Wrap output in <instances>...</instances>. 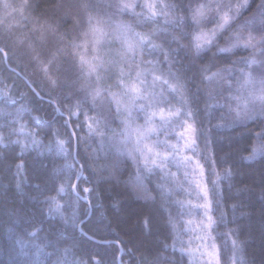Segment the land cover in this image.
Instances as JSON below:
<instances>
[{
    "label": "snow or ice",
    "instance_id": "snow-or-ice-1",
    "mask_svg": "<svg viewBox=\"0 0 264 264\" xmlns=\"http://www.w3.org/2000/svg\"><path fill=\"white\" fill-rule=\"evenodd\" d=\"M253 3L255 9L249 13ZM3 8L0 68L9 75L0 85L15 95H23L22 90L27 89L37 98L46 89L54 112H61L62 99L79 97L74 105L70 103L64 107L68 118L59 127L55 120H50L46 130L39 129L42 118L34 117L38 130L28 132L31 144L41 149L55 146L66 157H71L73 163L66 166L73 170L77 181L92 183L90 177H94L96 182L120 183V174L129 170L130 180L124 181L126 185L132 183L142 187L145 193L155 192L156 196L151 199L159 201L161 208L165 204L169 208L165 226L172 231L164 239L171 238V245L162 243L161 247L146 242L153 231V221L146 217L135 242L119 237L114 241L117 246L133 245L120 248L122 255L130 257L129 261L114 257L112 264L117 261L118 264H181L182 257L164 255L169 248L175 254L177 245L182 255H194L191 241L186 245L176 228L182 214L173 215L171 211L174 203L182 207L183 202H173L171 193L165 191L161 183L171 178L177 188H182V182L170 166L177 171L185 169L184 182L194 184L205 201L195 206L204 212L198 227L205 233L197 237L201 245L196 251L201 256H214V264H222L221 249L210 234L214 225H224L226 213L221 211L218 218L212 213L217 190L223 191L216 169L227 160H217L210 149L209 135L213 128L221 130L239 125L253 140L251 145L241 146V152L250 151V155L241 156V159L251 160L257 152L264 157V0H23L15 6L5 2ZM137 8L140 11H136ZM246 13L249 14L246 16ZM117 15H130L132 23L115 20ZM13 19H16L15 25L10 22ZM20 21L32 25L30 28L24 25L27 31L23 36L18 35ZM147 26L151 27L146 32L136 30ZM117 42L119 49L113 51L112 45ZM13 63L17 68L32 66L33 76L38 72L45 86L41 87V80L33 79L27 72H16L11 68ZM8 80L11 83H7ZM108 80L113 83L108 84ZM33 85L41 91L37 92ZM113 87L119 91H111ZM57 89L63 93L62 99L53 98ZM100 99L106 108L98 105ZM89 112L94 115L89 116ZM81 115L83 121L79 120ZM72 117L77 120L73 121ZM138 117L143 118V124L136 123ZM13 119L19 123V112ZM109 119L113 122L120 119L123 127L119 132L109 127ZM213 120L217 123L213 124ZM249 123L253 127H247ZM85 124L89 135L100 137L96 148L75 130L83 129ZM102 126L107 133L101 131ZM26 127V123L14 127L6 121L0 127V145L19 144L23 150L28 145L11 138L25 132ZM41 136L48 138V145H43ZM73 137L77 138L78 145L83 143V156L79 152L72 156L65 147L71 144ZM78 158L84 163L77 167ZM15 160L19 161L14 164L15 174L19 175L24 162L19 156ZM0 166L12 168L13 159L5 155ZM206 166L216 179L205 180ZM84 172H89V177H85ZM103 172L108 175H100ZM224 174L231 180L235 172L229 167L224 169ZM67 181L59 189L69 194L65 206L72 209L71 215L64 217V228L72 230L73 238L78 233L81 241H92L95 233L89 236L84 228L90 212L94 214L89 200L94 188L84 187V195H81L71 177ZM209 183L212 184L211 199ZM35 187L39 188V184ZM16 188H20L19 182ZM4 191L7 192L6 187ZM54 199L45 198L46 201ZM81 202L88 207L80 208ZM61 207L56 204L57 210ZM106 226L112 227L110 222ZM226 235L237 237L232 240L235 254L243 241L231 229ZM210 239L213 240L211 244L208 243ZM58 243L49 242L48 246L53 249L49 257L57 256L50 264H69L59 256ZM137 252L140 253L138 257ZM23 264L32 262L25 260ZM72 264H104V261L97 255H90L87 261H73ZM226 264H239V261L234 255Z\"/></svg>",
    "mask_w": 264,
    "mask_h": 264
},
{
    "label": "trees",
    "instance_id": "trees-1",
    "mask_svg": "<svg viewBox=\"0 0 264 264\" xmlns=\"http://www.w3.org/2000/svg\"><path fill=\"white\" fill-rule=\"evenodd\" d=\"M258 2V0H256ZM255 9V3L249 9V13ZM136 11H140L139 8ZM249 13H246L247 16ZM35 16V14H33ZM121 21L132 23L130 15H122ZM151 26L137 31H148ZM159 43V41H156ZM115 51L116 43L112 47ZM148 59V57H145ZM16 72L23 74L25 68L21 66L17 68L15 63L11 65ZM127 70V69H126ZM9 75L3 68H0V81ZM7 83H11L8 80ZM108 84L113 83L112 80L107 81ZM37 92L41 88L33 85ZM23 95H15L7 92L0 85V127L7 121L14 127H18L19 123H26L25 132L17 136H13L12 140H20L27 147L23 150L19 144L5 143L0 145V161L8 158L13 159V167L5 169L0 166V264H23L25 260H29L32 264H50V261H55L57 256L49 257L53 249L49 247V242H59V256L63 260H67L69 264L73 261L89 259L90 255H97L98 259H102L104 264H112L113 258H121L124 261H129L130 257L126 254L122 255L120 248H132L129 243L120 244L117 246L114 241L119 237L123 241H136L139 235L141 222L146 217H151L153 221V231L151 236L146 237L147 243H162L172 244V239H164L168 233L172 231L170 227L165 226V220L169 212L167 204L161 208L159 201H154L151 197L156 196L155 192L149 190L147 193L142 187L124 181L130 180L129 170H125L121 175V182L115 181L105 182L103 180L96 182L94 177L92 183H85L83 180L77 181L73 170L66 165L72 164L71 157H66L55 146L43 149L31 144V137L28 132L37 129V119L42 118L39 123V129L46 130L49 127V121L55 120L57 127L60 123L67 119V112L64 107L68 104H75L79 97L73 96L71 100L62 99L63 93L59 89L54 94L53 98L61 97V112H54L53 105L49 102V96L45 92H41L39 98L34 97L27 89H23ZM111 91L116 92L119 89L113 87ZM16 101V103H13ZM58 103H61L58 100ZM23 105V107H21ZM103 107H107L102 102ZM19 112L21 117L19 123L13 119V115ZM89 116L94 113L89 112ZM218 115V113H217ZM72 120H77V117H72ZM80 121L84 120L83 115L79 117ZM213 124L217 121L213 120ZM108 125L111 129L120 131L123 127L120 124V119L114 122L109 119ZM247 127L253 125L249 123ZM79 136L84 137L92 148H96L100 143L98 135H89L87 125L83 129H75ZM63 131V130H62ZM101 131L107 133V129L103 126ZM61 139H66V136H61ZM212 144L210 149L215 153L217 160L225 159L227 163L218 164L217 172L220 173L222 193L217 190L216 203L213 204L214 211L212 215L218 218L220 212L226 213L224 217V225L217 227L214 225V230L211 232V237L214 238V243L221 249V262H226L233 258L239 261V264H264V157L261 154L256 155L251 160H242L241 156L250 155V151L241 152L240 148L243 145H251L253 140L249 138V133L244 127L234 125L217 130L212 129L209 135ZM39 139L43 145H48V138L41 136ZM174 142V141H173ZM72 156H76L79 152L80 156L84 155V145L79 143L76 137H73L71 144H66ZM203 147V145H201ZM106 151H108L106 147ZM104 155V153H101ZM19 156L24 162L23 170L16 175L14 167L18 160L15 157ZM103 161H101L102 163ZM203 163V161H201ZM84 161L78 158V164H83ZM231 167L234 172V178L229 180L225 177L224 169ZM172 172H176V168L170 166ZM181 174V171H177ZM85 177H89V172H84ZM102 176H107V172L100 173ZM71 177V182L78 185L77 191L84 195L82 189L84 187L94 188V191L89 194V200L94 206V214L90 212L87 219L85 232L89 236L95 233L92 241H81L79 234L73 238L72 230L64 228V217L71 215L72 209L65 205L70 199L67 192L59 191L63 183H67V178ZM183 177V178H182ZM179 178V177H178ZM182 182V188H177L175 183L168 178L162 180L164 189L171 193L173 202L182 201L183 206L174 203L171 209L173 215L180 212V222L176 225L180 232L181 239L186 242L191 241V248L194 255L189 257L187 254L177 251L173 254L171 248L164 253L165 256H175L181 259V264H207L204 256L196 251L201 241L197 237L204 235L203 231L198 227L204 219L202 209H197L201 197L192 200L190 193L188 195V185L184 182V176L179 178ZM216 177L210 169L205 173V180H214ZM20 183V188H16V183ZM39 184V188L35 187ZM5 187L7 192L4 191ZM151 187V186H150ZM209 198H212V184H208ZM46 197H54V200L46 201ZM191 202V206L189 205ZM56 204L62 207L57 210ZM113 204L116 206L113 207ZM201 205V204H200ZM88 207L87 204L81 202L80 208ZM51 209V210H50ZM103 219V225L101 220ZM191 221L189 224L188 222ZM111 223L112 227L106 225ZM236 231L239 240L243 243L233 252L232 240L235 236H227L229 230ZM35 232V235H29ZM51 232V236L49 235ZM159 237V240L156 239ZM213 240H209L211 244ZM140 255L136 253V257ZM212 260V259H211ZM215 261V257L213 258ZM118 264V261H117ZM213 264V262H212Z\"/></svg>",
    "mask_w": 264,
    "mask_h": 264
},
{
    "label": "rangeland",
    "instance_id": "rangeland-1",
    "mask_svg": "<svg viewBox=\"0 0 264 264\" xmlns=\"http://www.w3.org/2000/svg\"><path fill=\"white\" fill-rule=\"evenodd\" d=\"M5 2H7V3H9V4H12V5H19V4H21L22 2H23V0H0V23H3V17H4V12H5V10H4V8H3V4L5 3ZM140 2H143V0H140ZM34 16V15H33ZM121 16L122 15H117L114 19L115 20H120L121 19ZM86 19V18H85ZM121 21V20H120ZM10 22H12L14 25L16 24V19H13V20H11ZM27 25V28H30L32 25H31V23H28V22H26V21H20L19 22V27H20V31L18 32V35H25L26 34V31H27V29L24 27V25ZM85 27L87 26L86 25V22H85V25H84ZM113 27H114V24L112 25ZM68 27H71L70 25L68 26ZM64 29L62 28L61 29V31H63ZM115 45V44H114ZM112 47H113V45H112ZM116 48H118L119 49V42H117L116 43ZM112 50L113 51H115V49H113L112 48ZM89 55H90V53H89ZM27 61L25 60L24 61V63H26ZM23 66V65H22ZM25 70H26V72H27V74L29 75V76H31L33 79H37V80H41V87H44L45 86V82L44 81H42V79H41V75L37 72L36 73V75L35 76H33V72H34V68L32 67V66H29V67H27V68H25ZM46 90V89H45ZM116 92H118V91H116ZM102 102H103V100L102 99H100V100H98V105H102ZM106 108V107H105ZM136 123L137 124H143L144 123V121H143V118H140V117H138L137 118V120H136ZM175 142V141H174ZM259 154H261V153H259V152H257L256 154H255V156L256 155H259ZM185 155H191V153H185ZM174 167V166H173ZM174 168H176V167H174ZM176 170H177V168H176ZM180 171H181V174H178V177L179 178H181V175H183V172L185 171V169H180ZM188 171L190 172L191 171V168H189L188 169ZM176 173H177V171H176ZM183 178V177H182ZM192 179V176L190 175L189 176V180H191ZM187 185H188V195H189V193H190V195H192L191 196V198H192V200H194V199H196V198H198V197H201V194L200 193H198L197 191H196V189H195V185L194 184H192V185H190L189 183H187ZM205 203V201L201 198V200H200V202H199V205L200 204H204ZM203 234L205 235V233L203 232ZM211 249H209V251H210ZM204 258L207 260V261H210L211 259V261L213 262V264H214V261H213V258H214V256L213 257H209V256H204Z\"/></svg>",
    "mask_w": 264,
    "mask_h": 264
}]
</instances>
